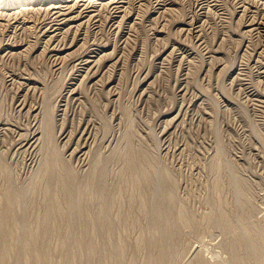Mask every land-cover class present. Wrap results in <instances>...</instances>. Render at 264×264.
<instances>
[{
	"label": "rangeland",
	"instance_id": "obj_1",
	"mask_svg": "<svg viewBox=\"0 0 264 264\" xmlns=\"http://www.w3.org/2000/svg\"><path fill=\"white\" fill-rule=\"evenodd\" d=\"M93 1L0 8V264H264L261 6Z\"/></svg>",
	"mask_w": 264,
	"mask_h": 264
},
{
	"label": "bare ground",
	"instance_id": "obj_2",
	"mask_svg": "<svg viewBox=\"0 0 264 264\" xmlns=\"http://www.w3.org/2000/svg\"><path fill=\"white\" fill-rule=\"evenodd\" d=\"M30 1H31L32 3H33V1H34V2L36 1V2H37V0H0V8L12 9V8H14V7H16V6L21 5L22 3H25V5H26V3H29ZM52 1H54V2L57 3V4L59 3V4L57 5V7H61V6L63 7L62 4H64V3H66V4L69 3V4H70L71 2L74 3V2H77L78 0H52ZM92 1H93V0H92ZM94 1H95V0H94ZM94 1H93V2H94ZM96 1H97V0H96ZM105 1H106V0H104L103 2L105 3ZM107 1L109 2L110 0H107ZM114 1H115V0H114ZM118 1H119V0H118ZM125 1H126V0H125ZM129 1H130V0H129ZM132 1H133V0H132ZM159 1H160V0H159ZM237 1H238V0H237ZM248 1H249V0H248ZM248 1H247V2H248ZM254 1H255V0H254ZM41 2H42V1H41ZM44 2H45V1H44ZM54 2H53V4L50 2V3L52 4V7H53V6H54V7L56 6V4L54 5ZM79 2H80V1H79ZM79 2H78V3H79ZM84 2H85V1H84ZM103 2L101 1V3H103ZM115 2H116V1H115ZM120 2H121V1H120ZM122 2H123V1H122ZM156 2H157V1H156ZM162 2H163V1H162ZM162 2H161V3H162ZM164 2H166V1H164ZM198 2H200V1H198ZM198 2H197V3H198ZM256 2H257V4H258L259 8H260V6H261V9H262L263 12H264V0H256ZM50 3H49V5H51ZM78 3H77V5H78ZM85 3H86V2H85ZM85 3H84V4H85ZM98 3H99V2H98ZM110 3H111V2H110ZM161 3H160V4H161ZM169 3H170V2H169ZM241 3H242V2H241ZM241 3H239V4L241 5ZM248 3H249V2H248ZM250 3L252 4L253 2H250ZM250 3H249V4H250ZM40 4H41V3H40ZM45 4H46V3H45ZM74 4H75V3H74ZM84 4H83V5H84ZM86 4H88V3H86ZM89 4H90V2H89ZM118 4H119V3H118ZM158 4H159V3H158ZM162 4H163V3H162ZM236 4H238V3H236ZM251 4H250V5H251ZM257 4H256V6H257ZM46 5H47V6H45V7L49 8V7H48L49 5H48V4H46ZM72 5H73V4H72ZM75 5H76V4H75ZM79 5H80V4H79ZM101 5H102V4H101ZM103 5H104V4H103ZM108 5H111V4H108ZM113 5H115V4L113 3ZM116 5H117V4H116ZM116 5H115V6H116ZM121 5H123V3H122ZM126 5H127V4H126ZM168 5H169V4H168ZM243 5H244V4H243ZM250 5H249V6H250ZM253 5H254V4H253ZM22 6H24V5H22ZM38 6H41V5H38ZM38 6H37V7H38ZM64 6H65V4H64ZM67 6H68V5H67ZM111 6H112V5H111ZM159 6H160V5H159ZM162 6H163V5H162ZM165 6H167V5H165ZM165 6H164V7H165ZM197 6H198V5H197ZM217 6H218V5H217ZM244 6H245V5H244ZM247 6H248V5H247ZM34 7H35V6H34ZM70 7H71V6H70ZM81 7H82V6H81ZM83 7H84V6H83ZM95 7H96V6H95ZM99 7H100V6H99ZM109 7H110V6H109ZM119 7H120V6H119ZM126 7H127V6H126ZM160 7H161V6H160ZM164 7H163V9H164ZM198 7H199V6H198ZM202 7H203V6H202ZM239 7H240V6H239ZM29 8H30V7H29ZM29 8H28V9H29ZM41 8H42V7H41ZM71 8H74V6L71 7ZM71 8L68 7L67 9L70 10ZM115 8H116V7H115ZM121 8H122V6H121ZM212 8H213V7H212ZM242 8H243V7H242ZM249 8H250V7H249ZM5 9H4V10H5ZM14 9H15V8H14ZM23 9H24V8H23ZM26 9H27V7H26ZM26 9H25V10H26ZM35 9H36V7H35ZM44 9H45V8H44ZM49 9H50V8H49ZM51 9H52V8H51ZM78 9H80V7H79ZM82 9H83V8H82ZM82 9H81V10H82ZM89 9H90V8H89ZM91 9H92V8H91ZM94 9H96V8H94ZM99 9H100V8H99ZM99 9H98V12H99ZM103 9H105V8H103ZM112 9H114V8H112ZM122 9H123V8H122ZM166 9H169L168 6L166 7ZM166 9H165V11H166ZM210 9H211V8H210ZM210 9H209V11H210ZM240 9H241V8H240ZM243 9H244V8H243ZM246 9H247V11H250V13H252L251 10H248L247 7H246ZM250 9H251V8H250ZM1 10H2V9H1ZM37 10H38V9H37ZM37 10H36V11H37ZM41 10H42V9H41ZM47 10H48V9H47ZM47 10H46V11H47ZM53 10H56V9H53ZM53 10H51V12H52ZM59 10H60V9H59ZM62 10H63V9H62ZM71 10H72V9H71ZM71 10H70V11H71ZM87 10H88V8H87ZM100 10H102V9H100ZM117 10H119V9H117ZM123 10H124V9H123ZM157 10H158V9H157ZM160 10H161V9H160ZM172 10H173V8H172ZM211 10H212V9H211ZM12 11H14V10H12ZM21 11H22V10H21ZM27 11H28V10H27ZM30 11H31V9H30ZM33 11L35 12V10H33ZM43 11H45V10H43ZM46 11H45V12H46ZM57 11H58V10H57ZM57 11H55V12H57ZM75 11H76V10H75ZM75 11H74V12H75ZM127 11H128V10H127ZM158 11H159V10H158ZM163 11H164V10H163ZM242 11H243V10H242ZM242 11H241V13H242ZM244 11H246V10H244ZM247 11H246L245 13H247ZM257 11H258V10H257ZM16 12H17V11H15V13H16ZM23 12H24V11H23ZM25 12H26V11H25ZM45 12H44V13H45ZM60 12H61V11H60ZM63 12H64V10H63ZM65 12L67 13V10H66ZM71 12H72V11H71ZM78 12H79V10H78ZM90 12H91V10H90ZM95 12H97V10H96ZM118 12H119V11H118ZM167 12H170V9H169V11H167ZM171 12H172V11H171ZM260 12H261V11H260ZM263 12H262V14L264 15ZM5 13H6V12H5ZM12 13H13V12H12ZM29 13H30V12H29ZM37 13H38V12H37ZM49 13H50V12H49ZM76 13H77V11H76ZM79 13H81V12H79ZM92 13H93V12H92ZM92 13H91V14H92ZM157 13H158V12H157ZM163 13H164V12H163ZM254 13H255V12H254ZM254 13H253V14H254ZM1 14H2V12H1ZM9 14H11V13H9ZM13 14H14V13H13ZM13 14H12V16H13ZM21 14H22V13H21ZM24 14H25V13H24ZM26 14H28V13H26ZM35 14H36V13H35ZM40 14H41V13H40ZM55 14H56V13H55ZM57 14H61V13L57 12ZM57 14H56V15H57ZM91 14H90V15H91ZM97 14H98V13H97ZM159 14H160V13H159ZM164 14H165V13H164ZM243 14H244V13H243ZM255 14H256V13H255ZM7 15H8V13H7ZM7 15H6V16H7ZM14 15H15V14H14ZM17 15H18V12H17ZM17 15L14 16V17H17ZM47 15H48V14H47ZM47 15H46V17H47ZM51 15H52V14H51ZM53 15H54V14H53ZM71 15H72V14H71ZM73 15H74V14H73ZM79 15H80V14H79ZM88 15H89V14H88ZM90 15H89V16H90ZM112 15H113V14H112ZM117 15H118V14H117ZM198 15H200V14H198ZM219 15L222 16L221 13H219ZM2 16H4V15L2 14ZM6 16H4V18H5ZM8 16H9V15H8ZM24 16H25V15H24ZM41 16H43V15H41ZM58 16H59V15H58ZM63 16H64V15H63ZM68 16H69V14H68ZM68 16H67V17H68ZM75 16H76V15H75ZM84 16H85V14H84ZM89 16H88V17H89ZM118 16H119V15H118ZM243 16H244V15H243ZM248 16H249V15H248ZM10 17H11V16H10ZM43 17H44V16H43ZM48 17H49V16H48ZM52 17H53V16H52ZM71 17H72V16H71ZM71 17H70V18H71ZM79 17H80V16H79ZM85 17H86V16H85ZM241 17H242V15H241ZM2 18H3V17H2ZM7 18H8V17H7ZM7 18H5V19H7ZM17 18H18V17H17ZM50 18H51V16H50ZM53 18H54V17H53ZM64 18L67 19L66 16H64ZM70 18H69V19H70ZM72 18H73V17H72ZM89 18H90V17H89ZM223 18H226V17H223ZM223 18H222V19H223ZM258 18L261 19V17H258ZM8 19H10V18H8ZM51 19H52V18H51ZM56 19H57V18H56ZM69 19H68V20H69ZM74 19H75V18H74ZM189 19H191V18H189ZM249 19H251V18H249ZM12 20H14V19L12 18ZM23 20H24V19H23ZM58 20H59V18H58ZM63 20H64V19H63ZM70 20H71V19H70ZM70 20H69V21H70ZM199 20H200V19H199ZM224 20H225V19H224ZM224 20H223V21H224ZM255 20H257V19H255ZM255 20H254V21H255ZM3 21H4V20H3ZM5 21H7V20H5ZM14 21H15V20H14ZM46 21H47V19H46ZM48 21H49V20H48ZM52 21H53V20H52ZM52 21H51V22H52ZM59 21H60V20H59ZM65 21H66V20H65ZM76 21H77V20H76ZM80 21H81V20H80ZM186 21H188V20H186ZM186 21H184V23H185ZM254 21H253V22H254ZM261 21H262V19H261ZM18 22H19V21H18ZM53 22H54V21H53ZM53 22H52V23H53ZM67 22H68V21H67ZM81 22H82V21H81ZM83 22H84V20H83ZM192 22H193V21H192ZM192 22H191V23H192ZM197 22H198V21H197ZM249 22H252V21H248V23H249ZM49 23H50V22H49ZM56 23H57V20H56ZM60 23H61V22H60ZM71 23H72V22H71ZM78 23H79V21H78ZM189 23H190V22L185 23V24H189ZM191 23H190L189 25H192ZM248 23H246V24H248ZM262 23H263V24H260V25H258L257 27H260L262 30H264V21H263ZM68 24H69V23H68ZM72 24H73V23H72ZM76 24H77V22H76ZM76 24H75V25H76ZM50 25H53V24H50ZM77 25H78V24H77ZM77 25H76V28H77ZM80 25H81V23H80ZM182 25H183V24H182ZM195 25H196V24H195ZM248 25H249V24H248ZM256 25H257V24H256ZM256 25H255V26H256ZM45 26H46V25H45ZM67 26H68V25H67ZM67 26H66V27H67ZM72 26H74V25H72ZM245 26H247V25H245ZM245 26H244V27H245ZM255 26H254V27H255ZM47 27H48V26H47ZM50 27H51V26H50ZM54 27H56V26H54ZM54 27L52 26V29H53ZM64 27H65V26H64ZM66 27H65V28H66ZM68 27L70 28V26H68ZM68 27H67V28H68ZM181 27L184 28L185 26H184V27L181 26ZM254 27H253V28H254ZM257 27H256V28H257ZM44 28H46V27H44ZM48 28H49V27H48ZM57 28H58V26H57ZM73 28H75V27H73ZM253 28H252V29H253ZM256 28H255V29H256ZM49 29H50V28H49ZM52 29H50V30H52ZM55 29H56V28H55ZM188 29L190 30V28H188ZM250 29H251V28H250ZM252 29H251V31H252ZM255 29H254V30H255ZM59 30H60V29H59ZM67 30H68V29H67ZM70 30H71V28H70ZM77 30L79 31L78 28H77ZM80 30H81V29H80ZM189 30H188V31H189ZM195 30H196V29H195ZM243 30H244V29H243ZM248 30H249V29H248ZM254 30H253V31H254ZM257 30H258V28H257ZM43 31H44V30H43ZM46 31H47V30H46ZM55 31H57V30H55ZM63 31H64V29H63ZM74 31H76V30H74ZM183 31H185V30H183ZM186 31H187V30H186ZM193 31H194V30H193ZM199 31H201L200 27H199ZM249 31H250V30H249ZM251 31H250V32H251ZM52 32H54V31H52ZM66 32H67V31H66ZM68 32H69V30H68ZM79 32H80V31H79ZM191 32H192V30H191ZM191 32H190V33H191ZM194 32H195V31H194ZM255 32H256V31H255ZM259 32H260V30H259ZM259 32H258V33H259ZM43 33H45V32H43ZM59 33H60V32H59ZM64 33H65V32H64ZM76 33H77V32H76ZM195 33L197 34V32H195ZM198 33H200V32H198ZM246 33H247V30H246ZM253 33H254V32H253ZM256 33H257V32H256ZM258 33H257V34H258ZM260 33H263V32H260ZM51 34H52V33H51ZM54 34H55V32H54ZM72 34L76 35L75 32L72 33ZM241 34H242V33H241ZM241 34H240V35H241ZM244 34H245V33H244ZM48 35H49V34H48ZM48 35L46 36V37H47V40H48L49 37H50V36L48 37ZM62 35H64V34H62ZM77 35H78V34H77ZM202 35H203V33H202ZM249 35H250V34H249ZM249 35H248V36H249ZM262 35H264V34H262ZM262 35L260 34V36H262ZM51 36H54V35H51ZM65 36H66V38H67V35H65ZM69 36H70V35H69ZM193 36H194V35H193ZM197 36H199V35L197 34ZM197 36H196V37H197ZM200 36H201V35H200ZM242 36H243V35H242ZM251 36L253 37L254 35H251ZM58 37L63 38V37H61V34H59ZM74 37H75V36H74ZM243 37H244V36H243ZM255 37H256V35H255ZM60 38H59V41L62 40V39H60ZM248 38H249V37H248ZM256 38H257V37H256ZM262 38H263V37H262ZM262 38H260V39H262ZM50 39H52V37H50ZM50 39H49L48 41H50ZM57 39H58V38H57ZM76 39H77V38H76ZM76 39H75V40H76ZM246 39H247V38H246ZM250 39H251V37H250ZM252 39H253V38H252ZM258 39H259V37H258ZM263 39H264V38H263ZM196 40H197V39H196ZM201 40H202V39H201ZM57 41H58V40H57ZM57 41H56L55 43H57ZM59 41H58V42H59ZM63 41H64V40H63ZM71 41H72V40H71ZM249 41H250V40H249ZM251 41H252V40H251ZM251 41H250V42H251ZM256 41H257V39H256ZM260 41H261V40H260ZM66 42H67V41H66ZM68 42H70V41H68ZM68 42H67V43H68ZM200 42H201V41H200ZM240 42H241V41H240ZM243 42H244V40H243ZM252 42H254V41H252ZM252 42H251V44H252ZM59 43H60V42H59ZM63 43H64V42H63ZM257 43H258V42H257ZM259 43H260V42H259ZM259 43H258V44H259ZM57 44H58V43H57ZM57 44H56V47H57ZM68 44H70V43H68ZM91 44H92V43H91ZM93 44H94V43H93ZM249 44H250V43H249ZM253 44H254V43H253ZM262 44H263V42H262ZM58 45H59V44H58ZM246 45H247V44H246ZM259 45H260V44H259ZM90 46H91V45H90ZM99 46H100V45H99ZM171 46H172V45H171ZM173 46H174V45H173ZM175 46H177V45H175ZM182 46H183V45H182ZM185 46H186V45H185ZM185 46H184V47H185ZM242 46H244V45H242ZM249 46H250V45H249ZM53 47H54V46H53ZM59 47H60V45H59ZM91 47H92V46H91ZM94 47H95V46H93V48H94ZM245 47H246V46H245ZM255 47H256V46H255ZM260 47H261V46H260ZM54 48H55V47H54ZM95 48L97 49V48H99V47H95ZM104 48H105V47H104ZM174 48H175V47H174ZM239 48H240V47H239ZM99 49H100V48H99ZM165 49H166V48H165ZM171 49H173V48H170L169 50H171ZM177 49H178V47H177ZM177 49H175V52H174V53L177 52V51H176ZM179 49H180V48H179ZM182 49H183V48H182ZM242 49H244V48L242 47ZM254 49H255V48H254ZM254 49H253V50H254ZM50 50H52V49H50ZM54 50H55V49H54ZM56 50H58V49H56ZM89 50H90V49H89ZM169 50H168V52H169ZM237 50H238V49H236V51H237ZM240 50H241V49H240ZM240 50H239V51H240ZM247 50H248V49H247ZM247 50H245V51H247ZM256 50H257V49H256ZM258 50H259V49H258ZM262 50H263V49H262ZM87 51H88V50H87ZM91 51H93V50H91ZM172 51H173V50H172ZM180 51H182V50H180ZM187 51H188V50H187ZM241 51H244V50H241ZM259 51H260V50H259ZM97 52H98V51H97ZM97 52L95 51V53H97ZM102 52H103V51H102ZM102 52H101V53H102ZM170 52H171V51H170ZM183 52H185V51L183 50ZM212 52H213V51H212ZM54 53H55V52H54ZM54 53H52V54H54ZM88 53H89V52H88ZM172 53H173V52H172ZM191 53H192V52H191ZM237 53H238V52H237ZM83 54H85V53H83ZM89 54H90V53H89ZM93 54H94V53H93ZM187 54H189V53H187ZM206 54H207V53H206ZM206 54H205V55H206ZM235 54H236V53H235ZM241 54H243V53L241 52ZM245 54H246V53H245ZM255 54H257V53H255ZM85 55H86V54H85ZM100 55H101V54H100ZM167 55H169V54L167 53ZM174 55H175V54H174ZM181 55H182V54H181ZM210 55H211V54H210ZM258 55H259V54H258ZM75 56L77 57V55H75ZM80 56H81V55H80ZM91 56H92V55H91ZM170 56H171V54H170ZM172 56H173V55H172ZM187 56H188V55H187ZM78 57H79V56H78ZM98 57H99V56H98ZM173 57H174V56H173ZM191 57H192V56H191ZM55 58H56V57H55ZM74 58H75V57H74ZM86 58H87V57H86ZM86 58H85V59H86ZM88 58H90V57H88ZM99 58H100V57H99ZM99 58H98V60H99ZM174 58H175V57H174ZM188 58H189V57H188ZM243 58H244V57H243ZM80 59H81V58H80ZM83 59H84V58H83ZM91 59H92V58H91ZM91 59H89V61H90ZM95 59H97V58H95ZM177 59H178V57H177ZM252 59H253V58H252ZM78 60H79V59H78ZM78 60L75 61V63H76V62L78 63ZM98 60H96V61L98 62ZM256 60H258V58H256ZM83 61H84V60H83ZM83 61H82V62H83ZM89 61H88V59H87V62H88L87 64H89ZM93 61H94L93 63H95V60H93ZM253 61H254V60H253ZM259 61H260V60H259ZM261 61H262V60H261ZM261 61H260V62H261ZM80 62H81V61H80ZM84 62H86V60H85ZM84 62H83V63H84ZM262 62H263V61H262ZM73 63H74V62H73ZM93 63H91V65H92ZM241 63H242V62H241ZM254 63H255V62H254ZM77 65H78V64H77ZM85 65H86V63H85ZM93 65H95V64H93ZM233 65H234V64H233ZM255 65H257V64H255ZM78 66H79V65H78ZM95 66H96V65H95ZM239 66H241V64H240ZM252 66H253V65H252ZM79 67H80V66H79ZM87 67H88V66H87ZM87 67H86V68H87ZM90 67L92 68V66H89V69H90ZM97 67H98V66H97ZM97 67H94V68H97ZM100 67H101V66H100ZM232 67H233V66H232ZM242 67H243V66H242ZM83 68H84V66H83ZM234 68H235V66H234ZM246 68H248V67H246ZM249 68H251V67H249ZM254 68H255V67H254ZM229 69H233V68L230 67ZM236 69H237V68H236ZM251 69H252V68H251ZM255 69H256V68H255ZM255 69H254V70H255ZM85 70H86V69H85ZM93 70H95V69H93ZM245 70H246V69H245ZM252 70H253V69H252ZM252 70H251V71H252ZM259 70H260V69H259ZM261 70H262V69H261ZM263 70H264V69H263ZM87 71H88V69H87ZM87 71H86V72H87ZM90 71H91V73H92V70H90ZM96 71H97V70H96ZM233 71H234V70H233ZM84 72H85V71H84ZM235 72H236V71H235ZM241 72H242V71H241ZM261 72H262V71H261ZM89 73H90V72H89ZM95 73H96V72H95ZM230 73H231V71H230ZM233 73H234V72H233ZM236 73H238V72H236ZM242 73H245V72L243 71ZM255 73H257V72H255ZM86 74H88V73H86ZM251 74H252V73H250V75H251ZM235 75H236V74H235ZM237 75H238V74H237ZM247 75H249V72H248ZM250 75H249L248 78H250V77L252 78V76H250ZM252 75H254V74H252ZM244 76H245V75H244ZM257 76H258V74H257ZM257 76H256V77H257ZM262 76H263V75H262ZM147 77H148V76H147ZM237 77H238V76H237ZM240 77H241V76H240ZM240 77H239V79H240ZM242 78H243V76H242ZM244 78H245V77H244ZM254 78H255V77H254ZM263 78H264V77H263ZM260 79H262V77H260ZM144 80H146V79L144 78ZM251 80H253V79H251ZM258 81L260 82L261 80H258ZM263 81H264V80H263ZM262 83H263V82H262ZM261 85H262V84H261ZM262 86H263V85H262ZM262 88H263V87H262ZM243 90H244V89H243ZM244 91H245V90H244ZM254 92H255V91H254ZM259 92H260V91H259ZM261 92H262V91H261ZM261 92H260L259 94H261ZM244 93H245V92H244ZM250 93H252V92H250ZM259 94H258V96H259ZM263 94H264V92H263ZM246 97L248 98V94H246ZM250 97H251V96H249V98H250ZM253 97H254V95H253ZM256 98L259 99V97H256ZM252 99H253V98H252ZM254 99H255V98H254ZM263 99H264V98H263ZM229 100H230V99H229ZM247 100H248V99H247ZM256 100H257V99H256ZM251 101H253V100H251ZM251 101H250V102H251ZM260 101H262V99H261ZM258 103H260V102H258ZM254 104H255V103H254ZM263 104H264V103H263ZM258 105H259V104H258ZM56 106H57V105H56ZM261 106H262V104H261ZM254 108H255V106H254ZM257 108H258V107H257ZM58 109H59V107H58ZM259 109H260V108H259ZM261 109H263V108L261 107ZM261 109H260V110H261ZM54 110H55V109H54ZM35 111H36V110H35ZM56 111H57V110H56ZM37 113H38V112H37ZM52 113H53V112H52ZM92 125H93V124H92ZM89 127H90V126H89ZM91 127H92V126H91ZM84 131H85V130H84ZM87 131H88V129H87ZM89 131H90V130H89ZM63 132H64V131H63ZM85 132H86V131H85ZM89 133H90V132H89ZM35 134H36V133H35ZM60 134H61V133H60ZM83 136H84V135H83ZM83 136H82V137H83ZM35 137H36V135H35ZM37 137H38V136H37ZM37 137H36V138H37ZM40 137H41V136H40ZM40 137H39V138H40ZM60 137H62V136L60 135ZM25 138H28V137H25ZM25 138H24V139H25ZM32 138H33V137H32ZM37 139H38V138H37ZM60 139H61V138H60ZM30 140H31V139H30ZM34 140H36V139H34ZM34 140H32V141L35 142ZM39 140H40V139H38V141H39ZM22 141H23V140H22ZM25 141H26V140H25ZM28 141H29V139H28ZM28 141H26V142H28ZM86 142H87V141H86ZM86 142H85V143H86ZM88 142H89V140H88ZM91 142H92V141H91ZM20 143H22V142H20ZM29 143H30V141H29ZM36 143H37V145H39L37 141H36ZM39 143H40V142H39ZM65 143H66V142H65ZM67 143H68V142H67ZM26 144H27V143H26ZM31 144H32V143H31ZM48 144H49V143H48ZM68 144L70 145L71 143L69 142ZM68 144H67V145H68ZM86 144H87V143H86ZM23 145H24V142H23ZM29 145H30V144H29ZM89 145H90V144H89ZM24 146H25V145H24ZM32 146H33V144H32ZM32 146H31V147H32ZM84 146H85V145H84ZM84 146H83V147H84ZM90 146H91L90 149H93V148H94V145H93V148H92V145H90ZM34 147H35V144H34ZM36 147H37V146H36ZM87 147H88V145H87L85 148H87ZM78 149H79V148H78ZM132 149H133V147L131 148V150H132ZM80 150H81V149H80ZM85 150H86V149H85ZM85 150H84V151H85ZM134 150H135V153H136V149H133V151H134ZM75 151H76V150H75ZM77 151H78V150H77ZM84 151H81V152L83 153ZM88 151H89V148H88V150H87L86 152H88ZM133 151L131 152V154L133 153ZM138 152H140V151L137 150V153H138ZM79 153H80V151H79ZM83 154H84V153H83ZM89 154H90V153H89ZM54 155L56 156V154H54ZM135 155H136V154H135ZM139 155H142V154H139ZM139 155H137V156H139ZM81 156H82V154H81ZM132 156H133V155H132ZM57 157H58V156H56L55 159H57ZM133 157H134V156H133ZM139 157H140V156H139ZM140 158H142V157H140ZM55 159H53L54 161H53L52 159H51L50 161H53V162L56 161V162H58V161H57L58 159H57V160H55ZM142 159H143V158H142ZM142 159H140V160H142ZM48 160H49V159H48ZM46 162H47V161H46ZM56 162L53 163L54 166H55V169L57 168V167H56ZM0 163H1V162H0ZM53 164H52L51 162H50V164L46 163V165H47V166L50 165V167L53 166ZM46 165H45V167H47ZM54 166H53V169H54ZM57 166H58V164H57ZM2 167H3V166L0 165V170H1V169L3 170ZM45 167H44V169H45ZM50 167H47L46 170H47V171H51V172H55V170H52V167H51V170H50ZM48 168H49V170H48ZM130 168H131V166L129 167V169H130ZM56 170H57V169H56ZM47 171H46V173H47ZM129 171H130V170H129ZM132 171H133V170H132ZM132 171H131V172H132ZM55 173H56V172H55ZM149 176H151V175H149ZM149 178H150V177H149ZM134 180H135V179H134ZM135 181H136V180H135ZM135 181H134V182H135ZM44 189H45V188H44ZM44 189H43V190H44ZM61 222H62V221H60V223H59L60 225H61ZM56 224H57V223H56ZM52 226H53V225H52ZM109 227H110V226H109ZM58 228H59V227H58ZM60 228H61V227H60ZM110 229H111V227H110ZM107 230H108V229H107Z\"/></svg>",
	"mask_w": 264,
	"mask_h": 264
}]
</instances>
